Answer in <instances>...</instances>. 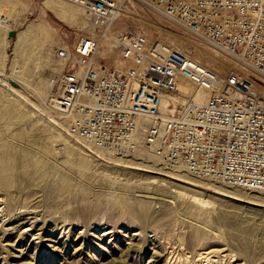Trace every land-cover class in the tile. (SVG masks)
Returning <instances> with one entry per match:
<instances>
[{
    "label": "rangeland",
    "instance_id": "obj_1",
    "mask_svg": "<svg viewBox=\"0 0 264 264\" xmlns=\"http://www.w3.org/2000/svg\"><path fill=\"white\" fill-rule=\"evenodd\" d=\"M46 4L78 6L0 0V264H264V193L163 169L149 153L112 158L66 132L52 103L57 50L94 29ZM122 8L110 35L144 24L138 1Z\"/></svg>",
    "mask_w": 264,
    "mask_h": 264
},
{
    "label": "built area",
    "instance_id": "obj_2",
    "mask_svg": "<svg viewBox=\"0 0 264 264\" xmlns=\"http://www.w3.org/2000/svg\"><path fill=\"white\" fill-rule=\"evenodd\" d=\"M65 1L95 30L57 50L52 103L70 136L264 192V0H135L144 24L112 35L128 0ZM194 91L204 93L199 105Z\"/></svg>",
    "mask_w": 264,
    "mask_h": 264
},
{
    "label": "bare ground",
    "instance_id": "obj_3",
    "mask_svg": "<svg viewBox=\"0 0 264 264\" xmlns=\"http://www.w3.org/2000/svg\"><path fill=\"white\" fill-rule=\"evenodd\" d=\"M52 1H54V0H52ZM60 3H62V2H60ZM66 6L75 9L76 12L75 11L69 12V11L63 10L61 8H57L54 5L46 4L47 10L50 11L54 16H56L61 21L66 22V23L71 24V25L72 24H74V25L75 24H81L82 26H85L84 20L78 19V17L82 13H84V11L79 6H73V5H66ZM84 15L86 16L85 13H84ZM2 21L3 22H8L9 19H8V17L0 18V22H2ZM7 38H8V36H7ZM203 56L208 57V55L205 52H203ZM114 63H115L116 66H121L122 65V62L121 61H118L116 59H115V62ZM192 94L194 96V102H195L196 105H199V104H201L203 102V100H204V93L202 91H194ZM114 156L115 155H112V154L109 155V157H112V158ZM122 157H128V156H122ZM117 159H120V158H117ZM256 193H264V192H256ZM231 198L233 200H239V199H236L234 197H231Z\"/></svg>",
    "mask_w": 264,
    "mask_h": 264
},
{
    "label": "water",
    "instance_id": "obj_4",
    "mask_svg": "<svg viewBox=\"0 0 264 264\" xmlns=\"http://www.w3.org/2000/svg\"><path fill=\"white\" fill-rule=\"evenodd\" d=\"M7 34H8V36H13V35H15V32L13 30H9L7 32Z\"/></svg>",
    "mask_w": 264,
    "mask_h": 264
}]
</instances>
